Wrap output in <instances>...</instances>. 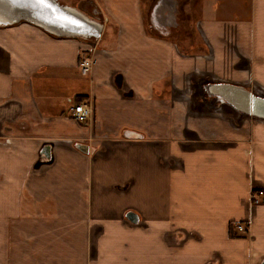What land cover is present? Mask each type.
<instances>
[{"label":"crops","instance_id":"obj_1","mask_svg":"<svg viewBox=\"0 0 264 264\" xmlns=\"http://www.w3.org/2000/svg\"><path fill=\"white\" fill-rule=\"evenodd\" d=\"M60 1L101 11L97 42L27 20L0 24V264H126L137 250L144 264L141 248L159 222L146 209L157 167H174L175 192L186 176L198 196L187 202V228L174 225L189 261L262 264L264 119L236 124L195 108L178 78L210 64L211 76L264 85V0H191L182 41L169 37L178 0L174 12L147 0ZM197 38L193 54L179 50ZM83 55L94 59L87 75ZM82 102L92 105L86 124L72 115ZM237 222L244 237L230 236Z\"/></svg>","mask_w":264,"mask_h":264},{"label":"rangeland","instance_id":"obj_2","mask_svg":"<svg viewBox=\"0 0 264 264\" xmlns=\"http://www.w3.org/2000/svg\"><path fill=\"white\" fill-rule=\"evenodd\" d=\"M158 1L159 0H147V4H150L151 9V6ZM189 2H191V0H178L176 16L179 24L175 26L174 31L169 34V37H172L174 41H176L175 39L178 41L185 40L186 35H183L182 32L184 31V25L190 23V20H188L190 18L188 13L190 11ZM164 9L167 11L168 6H165ZM196 15L197 14H194V19L192 20L190 28L197 24V22H195ZM200 44L197 38L194 39V41L186 42L184 46L178 43V48L183 53L186 50H190L189 53L193 54L198 47L201 48L202 45ZM208 66L204 65L202 68L195 67L196 69L192 71L186 70L183 72L182 76L178 78L181 81L179 88L186 90L185 95L189 97L190 104L195 108H201V110L205 112L211 111L217 113L218 111L219 114H223L227 119H232L236 124L244 123L246 125L255 121L257 118L237 111L230 104L217 103V99L207 95L204 84L210 80L233 82L238 79L237 82L234 83L243 84L254 93L263 96L264 85L254 82L247 83L245 82L247 78H244V80L243 78L234 80L236 76L228 80L220 79L216 75L211 76L210 69L212 68L209 66V69ZM174 93V95L178 97L179 95H184V92H180L179 89H176ZM164 154L168 155V160L174 158V143L170 144V147ZM146 193L147 203L152 204L150 208L146 209L155 212L159 222L157 221L158 223L151 224L149 228L150 239H148L141 248V254L147 257V261L144 264H197L198 260L189 256V261L186 250L179 246V244H177L178 242L174 241V225H183L184 229L187 228V202L192 200L193 197L198 200L197 195L193 196L191 192L187 191L186 176L183 178V189L177 193L174 191V167L171 169L157 167L155 173L151 175L148 174ZM253 195L257 196V194ZM244 236L245 233L242 234L241 237ZM138 254V250L131 251L129 253L131 262L126 264H139L137 260Z\"/></svg>","mask_w":264,"mask_h":264},{"label":"water","instance_id":"obj_3","mask_svg":"<svg viewBox=\"0 0 264 264\" xmlns=\"http://www.w3.org/2000/svg\"><path fill=\"white\" fill-rule=\"evenodd\" d=\"M100 12L92 11L88 14L60 0H0V24L27 20L59 36L85 39L99 37L104 25ZM204 89L208 96L216 97L219 103L230 104L241 113L264 119V96L254 93L245 85L209 81L204 84ZM127 136L139 137L131 132ZM76 146L88 151V146L83 143H77ZM50 157L49 146H44L41 159L45 161ZM127 217L134 222L138 221V215L133 211H129Z\"/></svg>","mask_w":264,"mask_h":264},{"label":"built area","instance_id":"obj_4","mask_svg":"<svg viewBox=\"0 0 264 264\" xmlns=\"http://www.w3.org/2000/svg\"><path fill=\"white\" fill-rule=\"evenodd\" d=\"M100 38H89L86 40H89L91 42H97V40ZM85 39V38H83ZM94 64V59L89 55H83L79 61L78 67L83 75L89 74ZM72 115L79 121L87 123L88 119L92 116V105L89 102H82L75 104V106L72 107ZM6 142H9L10 140L7 138L5 140ZM251 200L252 202H259V198L256 195L251 194ZM235 226L239 229H246L245 223L237 222L235 223Z\"/></svg>","mask_w":264,"mask_h":264},{"label":"bare ground","instance_id":"obj_5","mask_svg":"<svg viewBox=\"0 0 264 264\" xmlns=\"http://www.w3.org/2000/svg\"><path fill=\"white\" fill-rule=\"evenodd\" d=\"M165 6H169L170 12H174V0H159L156 5V10L161 11Z\"/></svg>","mask_w":264,"mask_h":264},{"label":"trees","instance_id":"obj_6","mask_svg":"<svg viewBox=\"0 0 264 264\" xmlns=\"http://www.w3.org/2000/svg\"><path fill=\"white\" fill-rule=\"evenodd\" d=\"M257 192H259L258 188H252V194H256ZM234 226H235V224H231L230 225V236H232V237H240V236H242L243 233L241 234V232H240V234H239V233H235L233 231V230L236 229Z\"/></svg>","mask_w":264,"mask_h":264},{"label":"snow or ice","instance_id":"obj_7","mask_svg":"<svg viewBox=\"0 0 264 264\" xmlns=\"http://www.w3.org/2000/svg\"><path fill=\"white\" fill-rule=\"evenodd\" d=\"M50 6V5H49Z\"/></svg>","mask_w":264,"mask_h":264}]
</instances>
